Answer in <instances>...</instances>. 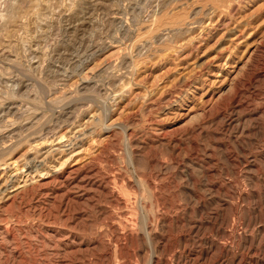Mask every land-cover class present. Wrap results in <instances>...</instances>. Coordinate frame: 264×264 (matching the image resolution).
<instances>
[{"label":"rangeland","instance_id":"rangeland-1","mask_svg":"<svg viewBox=\"0 0 264 264\" xmlns=\"http://www.w3.org/2000/svg\"><path fill=\"white\" fill-rule=\"evenodd\" d=\"M0 264H264V0H0Z\"/></svg>","mask_w":264,"mask_h":264},{"label":"bare ground","instance_id":"bare-ground-1","mask_svg":"<svg viewBox=\"0 0 264 264\" xmlns=\"http://www.w3.org/2000/svg\"><path fill=\"white\" fill-rule=\"evenodd\" d=\"M54 146V145H53ZM49 171V170H48ZM151 260V259H150Z\"/></svg>","mask_w":264,"mask_h":264}]
</instances>
